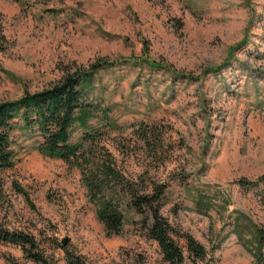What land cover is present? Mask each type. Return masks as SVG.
<instances>
[{
    "label": "rangeland",
    "instance_id": "obj_1",
    "mask_svg": "<svg viewBox=\"0 0 264 264\" xmlns=\"http://www.w3.org/2000/svg\"><path fill=\"white\" fill-rule=\"evenodd\" d=\"M0 14V103L114 63L96 73L90 94L110 115L91 122L99 131L89 168L108 163L138 192L166 186L161 214L183 264H254L233 230L239 214L264 228V0H0ZM145 55L169 71L134 63ZM20 126L16 165L0 176V228L33 236L54 264H67L65 239L89 264H168L144 231L147 208L137 213L118 191L126 221L109 235L80 168L42 156L41 138ZM82 136L75 126L72 142ZM23 254L0 242V264H35Z\"/></svg>",
    "mask_w": 264,
    "mask_h": 264
},
{
    "label": "trees",
    "instance_id": "obj_2",
    "mask_svg": "<svg viewBox=\"0 0 264 264\" xmlns=\"http://www.w3.org/2000/svg\"><path fill=\"white\" fill-rule=\"evenodd\" d=\"M7 48L8 41L0 14V54ZM134 63L145 64L150 69L168 70L162 67L161 63L151 60L148 55ZM108 65L115 66L110 61L100 60L91 67L67 73L61 80L40 92H26L18 100L0 103V176L16 165L13 132L21 124V129L37 133L41 138L36 149L42 156L62 160L80 168L87 183L90 201L98 206L97 216L109 235L121 234L126 221L120 203L115 199V194L122 190L130 195L128 205L137 213L144 215L142 210L147 208L150 222L144 231L149 238L157 242L164 261L168 264H183L184 254L172 237L175 230L170 221L161 214L159 203L166 186H161L162 190L159 187H147L143 192H138L134 185L124 183V177L108 163L97 164L95 170L89 168L90 152L87 145L99 131L91 122L99 116L109 121L110 115L108 108H101L90 100V94L95 88L96 73ZM75 126L83 131L78 143L72 142ZM261 180H264V177ZM241 183L255 186L257 181L241 180ZM19 191L30 201L26 191ZM196 206L198 211L204 214L211 209V206L200 200L196 202ZM236 218L233 233L239 243L252 255L254 264H264V228L253 223L244 214H239ZM187 241L190 253L199 260L203 259L206 255L205 248L190 236ZM0 242L21 247L23 255L35 264H54L53 259L41 249L38 241L24 232L0 228ZM61 248L67 251V264H89L83 255L70 252L67 246L62 245Z\"/></svg>",
    "mask_w": 264,
    "mask_h": 264
},
{
    "label": "water",
    "instance_id": "obj_3",
    "mask_svg": "<svg viewBox=\"0 0 264 264\" xmlns=\"http://www.w3.org/2000/svg\"><path fill=\"white\" fill-rule=\"evenodd\" d=\"M67 244H68V240H66V239L65 240H62V245L63 246H67Z\"/></svg>",
    "mask_w": 264,
    "mask_h": 264
}]
</instances>
